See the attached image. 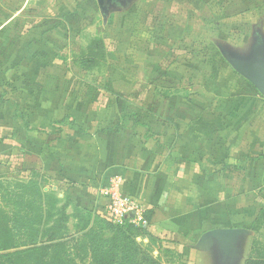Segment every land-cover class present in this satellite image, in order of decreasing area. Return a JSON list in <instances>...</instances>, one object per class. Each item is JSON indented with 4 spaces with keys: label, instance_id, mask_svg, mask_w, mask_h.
<instances>
[{
    "label": "crops",
    "instance_id": "1",
    "mask_svg": "<svg viewBox=\"0 0 264 264\" xmlns=\"http://www.w3.org/2000/svg\"><path fill=\"white\" fill-rule=\"evenodd\" d=\"M6 1L0 0L1 12L8 11ZM201 2L209 19L224 14L249 25V35L231 36L244 46L224 48L229 58L248 63L257 51L264 55V0ZM221 58L231 71L227 87L216 82L211 98L200 89L178 99L152 94L145 117L137 110L100 113L87 124L83 113L49 115L51 105L26 111L0 90V179L26 182L36 175L65 206L72 228L75 210L107 218L115 192L133 200L148 216L146 230L172 249L190 243L208 251L217 245L208 236L215 229L244 230L241 240L264 210V97L222 51Z\"/></svg>",
    "mask_w": 264,
    "mask_h": 264
},
{
    "label": "rangeland",
    "instance_id": "2",
    "mask_svg": "<svg viewBox=\"0 0 264 264\" xmlns=\"http://www.w3.org/2000/svg\"><path fill=\"white\" fill-rule=\"evenodd\" d=\"M8 1V11H0L1 95L9 94L32 113L35 105H51L47 113L58 118L83 113L87 124L100 113L137 110L145 117L152 94L178 99L200 89L211 98L215 83L226 85L231 74L219 45L241 46L242 52L243 43L231 36L249 35V25L224 14L209 19L202 0H123L105 15L96 0ZM9 17L10 27H2ZM0 206L5 208L1 199ZM256 221L232 251L216 245L198 252L190 243H173L172 249L144 237L135 242L138 254L160 264H246L257 253L264 255V219ZM67 229L75 232L69 221ZM115 235L105 228L102 237ZM80 264H90V255Z\"/></svg>",
    "mask_w": 264,
    "mask_h": 264
},
{
    "label": "trees",
    "instance_id": "3",
    "mask_svg": "<svg viewBox=\"0 0 264 264\" xmlns=\"http://www.w3.org/2000/svg\"><path fill=\"white\" fill-rule=\"evenodd\" d=\"M43 189L36 175L26 182L0 179V199L6 208L0 206V264H80L87 254L90 264H160L138 254L137 238L157 240L142 226L75 210V232L69 233L65 206ZM261 219L264 210L255 221ZM105 228L116 235L104 239ZM246 264H264V255L257 253Z\"/></svg>",
    "mask_w": 264,
    "mask_h": 264
},
{
    "label": "water",
    "instance_id": "4",
    "mask_svg": "<svg viewBox=\"0 0 264 264\" xmlns=\"http://www.w3.org/2000/svg\"><path fill=\"white\" fill-rule=\"evenodd\" d=\"M101 14L105 12L106 6L114 0H96ZM224 57L232 68L264 97V55L261 51L254 54L251 62L242 63L229 58L224 48L220 47ZM245 231L241 229H215L208 233L223 251H232L239 236Z\"/></svg>",
    "mask_w": 264,
    "mask_h": 264
},
{
    "label": "built area",
    "instance_id": "5",
    "mask_svg": "<svg viewBox=\"0 0 264 264\" xmlns=\"http://www.w3.org/2000/svg\"><path fill=\"white\" fill-rule=\"evenodd\" d=\"M119 184L117 178L112 181L111 189L115 190ZM106 217L114 223L127 221L135 226L146 227V220L140 207L130 198L120 197L117 193L111 192Z\"/></svg>",
    "mask_w": 264,
    "mask_h": 264
},
{
    "label": "flooded vegetation",
    "instance_id": "6",
    "mask_svg": "<svg viewBox=\"0 0 264 264\" xmlns=\"http://www.w3.org/2000/svg\"><path fill=\"white\" fill-rule=\"evenodd\" d=\"M122 2H123V0H114V1L110 2V3L106 6V10H105V12L102 13V14H103V15L107 14L112 6H118V5L121 4ZM96 3H97V1H96ZM97 5H98V4H97ZM98 8H99V7H98ZM99 10H100V9H99Z\"/></svg>",
    "mask_w": 264,
    "mask_h": 264
}]
</instances>
